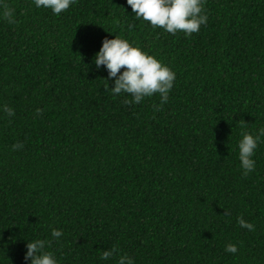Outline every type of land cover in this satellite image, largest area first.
Listing matches in <instances>:
<instances>
[{
    "label": "trees",
    "instance_id": "16d2710c",
    "mask_svg": "<svg viewBox=\"0 0 264 264\" xmlns=\"http://www.w3.org/2000/svg\"><path fill=\"white\" fill-rule=\"evenodd\" d=\"M204 9L186 37L127 0H76L58 16L0 0V264H30L36 239L59 264H264V137L247 176L238 152L243 132L264 128V0ZM115 36L176 73L167 103L105 90L94 56Z\"/></svg>",
    "mask_w": 264,
    "mask_h": 264
},
{
    "label": "clouds",
    "instance_id": "9594fccd",
    "mask_svg": "<svg viewBox=\"0 0 264 264\" xmlns=\"http://www.w3.org/2000/svg\"><path fill=\"white\" fill-rule=\"evenodd\" d=\"M36 8L51 9L55 15H60L76 0H32ZM206 0H127L132 12L137 19L150 22L154 28H161L165 32L175 35L182 31L186 37L200 31L202 25L208 22V16L204 9ZM3 16L10 23H14L13 10L5 7ZM94 64L97 69L103 66L108 77L105 80L106 91L115 98L121 94H130L132 99L125 100L127 104H140L145 98H150L159 93L161 104L167 103L170 91L176 80V73L157 57L149 54L134 41L130 42L122 36L113 39L105 38L102 47L94 56ZM123 69V71H121ZM114 80V86L109 88L108 81ZM4 111L9 116L15 114L14 109L5 106ZM242 139L238 142L239 160L243 174L247 176L255 171L256 161L253 159L255 152L264 137V128L258 133L243 132ZM13 149L23 148V144L16 143ZM239 225L248 231H254L253 223L246 221L242 216L238 217ZM62 231L53 228L51 236L60 238ZM46 240L36 239L26 244L25 261L30 264H59L51 251H46ZM118 250L113 247L103 251L101 260H107ZM227 253L235 254L238 251L236 244H228L225 247ZM118 264H135L128 255H121Z\"/></svg>",
    "mask_w": 264,
    "mask_h": 264
}]
</instances>
